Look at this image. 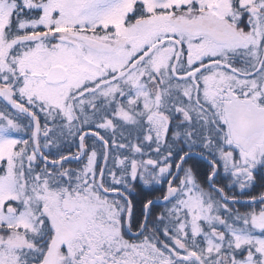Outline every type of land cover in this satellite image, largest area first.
I'll return each mask as SVG.
<instances>
[{"label": "snow or ice", "instance_id": "obj_1", "mask_svg": "<svg viewBox=\"0 0 264 264\" xmlns=\"http://www.w3.org/2000/svg\"><path fill=\"white\" fill-rule=\"evenodd\" d=\"M0 264H264V0H0Z\"/></svg>", "mask_w": 264, "mask_h": 264}]
</instances>
